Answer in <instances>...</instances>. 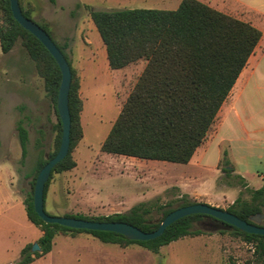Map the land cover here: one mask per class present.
I'll use <instances>...</instances> for the list:
<instances>
[{
  "label": "rangeland",
  "instance_id": "1",
  "mask_svg": "<svg viewBox=\"0 0 264 264\" xmlns=\"http://www.w3.org/2000/svg\"><path fill=\"white\" fill-rule=\"evenodd\" d=\"M168 0H20L35 22L48 24L55 41H69L67 53L78 72L81 59L92 56L91 50L104 47L101 36L86 7L98 11L124 8H167ZM224 14L237 18L228 0H199ZM82 4L75 17L71 12ZM169 8V7H168ZM90 24L95 32L90 31ZM91 41V45L89 41ZM93 45V46H92ZM97 57L101 50L97 49ZM95 56V54L93 55ZM140 63L133 70L134 80ZM80 74V73H79ZM130 91H117L116 83L101 73L84 97L83 139L73 157L76 167L51 180L46 210L53 216L82 215L89 218L110 217L128 213L135 206L151 203L167 206L188 196L197 204L230 208L237 199L251 201V191L264 186V146L250 143L243 127L231 132L222 125L216 135L222 115L212 128L203 147L189 164L142 161L102 152L101 147L116 122ZM29 132L28 156L22 159L17 125L20 121ZM244 120V119H243ZM58 116L21 42L4 55L0 45V189L14 186L25 200L32 187L41 149L49 156L55 151ZM231 138L230 145L222 144ZM208 148L207 159L199 163L201 153ZM222 151L219 166L218 158ZM224 152L230 166L224 164ZM226 169L233 172L228 174ZM243 177L245 180H241ZM160 215L155 214L153 222ZM264 226V222L262 223ZM35 227V226H34ZM203 234L186 237L163 247L154 254L138 245L120 247L104 244L90 235L58 236L54 241V262L62 264H264L256 246L235 236L233 230L205 219L194 230ZM56 259V260H55Z\"/></svg>",
  "mask_w": 264,
  "mask_h": 264
},
{
  "label": "trees",
  "instance_id": "2",
  "mask_svg": "<svg viewBox=\"0 0 264 264\" xmlns=\"http://www.w3.org/2000/svg\"><path fill=\"white\" fill-rule=\"evenodd\" d=\"M51 1L53 4L56 2ZM20 6L24 16L34 21L21 2ZM82 6L78 3L71 16L75 17ZM86 8L106 47L111 70H122L141 61L146 63L143 73L102 144V152L142 161L189 164L207 141L220 110L255 52L262 33L251 24L217 11L199 0H183L176 10L98 11L91 7ZM35 23L52 38L72 70L69 95L72 120L70 152L55 167L46 184V210V199L53 176L76 167L73 153L83 139L84 102L80 92V74L67 53L70 48L69 41L63 45L58 44L47 23ZM18 42H21L34 62L58 116V124L54 127L57 133L55 151L46 156L41 149L32 189L24 200L29 221L43 233L38 241L40 252L33 253V245H29L23 250L22 260L18 264H32L47 256L53 249L56 237L61 235L76 237L86 234L104 244L120 247L138 245L159 254L163 247L186 237L203 234L201 229L194 228L205 219L232 229L235 236L254 244L255 253L264 259V236L244 233L205 215L185 217L171 225L160 238L147 242L130 241L122 235L110 232L75 230L45 223L35 211L34 188L40 172L49 160L56 157L62 143L63 127L57 111L62 73L55 59L40 41L14 19L10 0H0V45L3 54H10ZM17 132L22 159L25 160L28 156L29 132L22 120L17 125ZM227 154L224 152L223 162L229 167ZM226 172L230 174L233 171L226 169ZM241 180L245 179L241 177ZM195 204L197 203L192 202L188 196H183L181 201L167 206L142 203L128 213L110 217H62L101 223H126L143 232L153 233L169 214ZM225 211L250 222L252 217L264 213V186L251 191L250 202L239 198ZM46 212L48 213L47 210ZM155 214L160 215L158 222H153Z\"/></svg>",
  "mask_w": 264,
  "mask_h": 264
},
{
  "label": "crops",
  "instance_id": "3",
  "mask_svg": "<svg viewBox=\"0 0 264 264\" xmlns=\"http://www.w3.org/2000/svg\"><path fill=\"white\" fill-rule=\"evenodd\" d=\"M182 1L168 0L165 3L167 8L148 7L141 9L176 10ZM228 1L236 17L257 28L262 33V38L218 114L216 122L221 115L222 119L217 126L216 135L212 141L220 135L222 125L227 124L233 136L235 131L242 126L246 139L250 143L256 142L264 146V0ZM89 28L94 34V27L90 24ZM89 44H92L91 41H89ZM97 49L101 50V57H97L94 53ZM91 54L92 56L83 58L80 62V92L83 102L90 85L98 79L102 72L116 83L117 91L128 88L131 93L145 69V67L144 69L143 67L140 68L136 81H133L135 66L145 62L141 61L122 70L113 71L109 65L107 50L105 53L103 47L98 46L96 49L91 50ZM94 54L95 56H93ZM231 141V138H223L221 143L230 145ZM208 148L201 153L199 157L200 164H203L207 159ZM221 159L222 151H220L216 166H219ZM213 207L219 206L213 205ZM42 235L43 233L29 221L24 199L20 193L14 190V186L11 185L10 188L5 190L0 189V264L20 263L23 250L29 245L38 243ZM54 254L53 246L52 251L47 256L37 259L32 264H62L59 260L58 263L54 262Z\"/></svg>",
  "mask_w": 264,
  "mask_h": 264
},
{
  "label": "water",
  "instance_id": "4",
  "mask_svg": "<svg viewBox=\"0 0 264 264\" xmlns=\"http://www.w3.org/2000/svg\"><path fill=\"white\" fill-rule=\"evenodd\" d=\"M10 3L14 19L23 29L40 41L55 59L62 73V81L57 98V111L63 127L62 143L56 157L49 160L48 164L40 172L34 188L35 211L45 223L75 230L110 232L122 235L130 241L147 242L160 238L171 225L185 217L205 215L237 228L244 233L264 236V226L262 225L264 222V213L252 217L250 222H247L225 210L207 204H195L172 212L161 223L158 230L153 233L143 232L137 227L126 223H101L48 214L45 210L44 197L46 184L50 180L55 167L66 159L70 152L72 120L69 108V95L72 84V70L68 60L48 33L37 23L24 16L20 6V0H10ZM32 252H40L38 243L33 245Z\"/></svg>",
  "mask_w": 264,
  "mask_h": 264
}]
</instances>
